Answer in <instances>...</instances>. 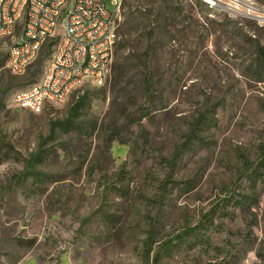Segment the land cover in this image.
Returning <instances> with one entry per match:
<instances>
[{
	"label": "rangeland",
	"instance_id": "374dc122",
	"mask_svg": "<svg viewBox=\"0 0 264 264\" xmlns=\"http://www.w3.org/2000/svg\"><path fill=\"white\" fill-rule=\"evenodd\" d=\"M228 3L124 0L110 79L40 113L56 33L0 51V264H264V0Z\"/></svg>",
	"mask_w": 264,
	"mask_h": 264
},
{
	"label": "built area",
	"instance_id": "2783aa9c",
	"mask_svg": "<svg viewBox=\"0 0 264 264\" xmlns=\"http://www.w3.org/2000/svg\"><path fill=\"white\" fill-rule=\"evenodd\" d=\"M213 7H221V0H204ZM110 4V7L108 5ZM124 0H82V11L72 10V0L69 6H62V0H0V44H9L10 52L6 53V66L22 69V61L37 56L35 45L43 41L44 33H56L58 44L47 58L44 73L38 83L32 84V92L26 95H13V103L19 108L33 113H40L42 104H50L49 91L59 88L60 83L71 82V72L74 70L75 51L81 34L83 18L87 5L102 4V12H108V22H101L98 18V32L91 33V54L85 59L97 62V51L106 50L107 77L110 79L116 42L117 22L121 14ZM17 8H24V18L21 23H14ZM54 8H63V16L73 13L78 20V28H68L65 32H58L57 23H50V16ZM95 34L103 35L102 43H95ZM57 57H64V64H57ZM49 58H56V65H49ZM91 66V68H92ZM90 68V73H91ZM90 75L82 81L81 88L88 86Z\"/></svg>",
	"mask_w": 264,
	"mask_h": 264
},
{
	"label": "bare ground",
	"instance_id": "6f19581e",
	"mask_svg": "<svg viewBox=\"0 0 264 264\" xmlns=\"http://www.w3.org/2000/svg\"><path fill=\"white\" fill-rule=\"evenodd\" d=\"M96 1V0H89ZM236 0H229V3L226 4L228 9H235ZM62 6H69V0H62ZM249 10H253L252 4H247ZM72 10L73 11H82V0H72ZM63 16V8H54L52 16H50V23H57L58 28L61 29V32H65V23L68 28H78V20L76 19L73 13H66L65 17ZM100 17L101 22H108V12H102V4H93L87 5L85 9V15L83 18V26L81 34L77 41V51H75L74 58V70L71 72V82L70 83H60L59 88H51L49 91V102L55 104H64L68 98L82 85L87 76L90 75L88 83L103 86L106 84L108 79L107 69H106V50L97 51V62L93 63L92 59H85L87 54H91V33L98 32V18ZM24 18V8H17V13L14 15V23H21ZM55 33H44L43 41L35 45V53L37 56L40 52L43 42L53 36ZM103 35L95 34V43H102ZM0 51L5 53L10 52L9 44H0ZM37 56H31L30 59L22 61V69L19 70L15 66H6L8 69L13 71L16 74L23 73L26 68L36 60ZM57 64H64V57H57ZM50 65H56V58H52ZM92 66V68H91ZM91 68V73H90ZM32 92V87L25 90L19 91L16 95H26ZM45 104H42L41 109Z\"/></svg>",
	"mask_w": 264,
	"mask_h": 264
},
{
	"label": "trees",
	"instance_id": "16d2710c",
	"mask_svg": "<svg viewBox=\"0 0 264 264\" xmlns=\"http://www.w3.org/2000/svg\"><path fill=\"white\" fill-rule=\"evenodd\" d=\"M50 40H52L51 38H49V39H46L44 42H43V44H42V46H41V49H40V52H39V54H38V56H37V58H36V60H34L27 68H26V70H25V72L39 59V56H40V53H41V51H42V49L45 47V45L50 41ZM258 49H259V51L260 52H263L264 53V51H263V48L260 46V45H258ZM24 72V73H25ZM13 73V72H12ZM15 74V73H14ZM87 94H84L83 96H81V97H79L78 98V100H77V103L73 106V108H72V110H71V113H70V117H69V119H72L74 116H76V114L78 113V111H79V109L82 107V106H86V105H89L90 104V100H88L87 101ZM264 162V161H263ZM263 162H260L261 163V165L264 167V163ZM27 174H29L28 172L25 174V175H27ZM148 255L150 254V252H148L147 253ZM149 257L150 256H148V259L147 260H149ZM153 264H160V256H159V254H156V256H155V259H154V263Z\"/></svg>",
	"mask_w": 264,
	"mask_h": 264
}]
</instances>
